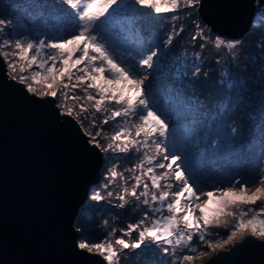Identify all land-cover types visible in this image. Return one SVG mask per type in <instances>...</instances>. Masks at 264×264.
Instances as JSON below:
<instances>
[{"label":"snow or ice","instance_id":"snow-or-ice-1","mask_svg":"<svg viewBox=\"0 0 264 264\" xmlns=\"http://www.w3.org/2000/svg\"><path fill=\"white\" fill-rule=\"evenodd\" d=\"M198 4L199 0H33L35 12L28 4L16 8L19 20L0 16V58L10 78L34 97L57 101L61 114L82 130L87 121L95 129L85 131L89 145L127 157L130 166L122 171L119 156L110 161L106 182L90 200L112 205L114 198L119 203L112 207L120 209L135 201L130 211L139 213L136 222L112 227L103 238L94 225L75 228L76 248L98 254L104 264L128 260L125 250L133 258L137 250L146 253L144 264H195L205 252L231 243L248 229L264 237V66L256 89L246 77L222 79L228 94L211 106L195 87L185 97L151 91L152 81L163 75L161 57L185 32L182 23L174 22L183 9ZM168 13L173 15L162 30L146 19ZM64 16L70 17V27L63 24ZM37 22L46 30L30 31ZM193 23V44L206 40L194 18ZM251 28L264 31V11L254 15ZM242 43L220 37L213 41L216 49L225 48L233 57ZM198 60L196 55L192 77L199 75ZM179 76L177 72L175 78ZM110 121L116 123L109 135L104 125ZM248 133H258L254 139L261 147L256 171L237 173L226 184H208L221 161L231 163L251 151L254 144L245 139ZM117 180L120 190H108ZM258 202L261 207H253ZM102 223L108 229L109 220ZM220 227L226 230L223 237L212 231Z\"/></svg>","mask_w":264,"mask_h":264},{"label":"water","instance_id":"water-1","mask_svg":"<svg viewBox=\"0 0 264 264\" xmlns=\"http://www.w3.org/2000/svg\"><path fill=\"white\" fill-rule=\"evenodd\" d=\"M261 0H199L227 40L249 32ZM80 125L11 79L0 58V264H104L76 248L80 208L101 180L103 155ZM203 264H264V238L245 235Z\"/></svg>","mask_w":264,"mask_h":264},{"label":"rangeland","instance_id":"rangeland-1","mask_svg":"<svg viewBox=\"0 0 264 264\" xmlns=\"http://www.w3.org/2000/svg\"><path fill=\"white\" fill-rule=\"evenodd\" d=\"M28 4L32 12H35V9L32 8L33 0H0V16H15L16 19H20V14L17 13L16 8L24 9V5ZM199 5V4H198ZM198 5L195 9H183L179 15L180 20L175 21L174 23L179 26L183 24L185 27V32L181 33L174 42V47L169 50V52L161 57L160 69L163 71V75H157L156 79L152 81L151 91L157 95H163L167 93L169 95H175L177 97H185L190 94L191 87H195L197 93L201 96V99L206 100L209 106L215 101L222 100L227 91L223 85L220 84L222 79L232 78V77H246L249 86L252 89L259 87V80L261 74V67L264 66V31L260 29L250 28L244 36L238 39L227 40L226 41H243V43L234 50V57L229 54V51L225 48L216 49L213 45V41L216 37H219L213 34L210 28L204 24L198 14ZM15 6V7H14ZM148 12L149 10H145ZM173 13L164 14L161 16H146V19L149 21L150 25L153 28L159 27L161 30L168 26L169 18ZM35 19L34 16H32ZM200 24L204 29L206 40H197L193 44L191 41V34L197 31L194 23ZM256 18V17H255ZM62 22L66 27H70V17H62ZM30 31L40 33L45 31V27L39 22L36 23L35 27L29 29ZM155 35V33H154ZM159 35L162 37L163 32L161 31ZM155 42H159L156 40ZM204 43L206 46L200 48V44ZM199 55V60L196 61L200 68L199 75L196 77L191 76L193 61L195 56ZM219 61V62H217ZM7 67V65H6ZM179 72V78H175V74ZM8 73V68H7ZM9 74V73H8ZM255 81V83H254ZM181 87L176 90L177 86ZM163 90V92H162ZM77 94L82 95L79 90ZM235 93H233L234 95ZM57 103V101H56ZM61 112V110H60ZM102 119L101 117H98ZM259 117L257 115V122ZM116 122L110 121L109 125H104V128L108 131L109 135L111 130ZM249 126H252V122L249 121ZM91 131L95 132V129L88 127V122L85 121V126L83 132ZM255 136H258V133H248L245 136L246 140H252L254 146L251 151L246 155L240 157L238 160H234L231 163L224 161L220 162V165H224L213 175L218 176L219 181L223 177L225 179V184L227 183V178L225 177V171H229L228 174L234 176L237 173L243 172L246 175L254 173L258 168L259 156L261 153V147L258 139H254ZM102 144H107L108 141L101 139ZM103 155V165L101 169V180L98 184L94 185L90 192L89 197L86 200L85 204L80 208L79 214L76 218L75 228L81 223H87L90 227L95 226V231L99 238H103L104 232L110 230L112 227L123 228L127 223H135L136 219L139 216L137 212H131L130 209L135 204V201H132L126 209H120L112 207V205L118 204L119 201L112 199V205L108 204L107 201H101L99 203L90 200V196L96 192L100 191V186L106 182V167L110 166V161L114 160L116 156L120 157L118 161L119 168L118 170H123L125 167L130 166L128 164L127 157L122 153L115 152H101ZM127 175V174H126ZM213 177L207 183H216L218 180H213ZM120 181L117 180L116 183L109 188L110 191L118 192L120 190ZM223 186V185H222ZM201 187H204L206 191L212 190L211 187L206 184H201ZM255 191L253 187L251 189ZM105 194L106 193H103ZM256 208L261 207V204L258 202L257 205L253 206ZM244 210H247L245 208ZM109 220V227L105 229L103 227V220ZM234 223V221H233ZM213 232H218L220 237L225 236L226 230L223 227L214 228ZM252 235L251 230L248 229L244 232L243 235L237 234L234 240L224 245L223 247H217L214 251L205 252L204 255L195 261V264H203L207 259L215 255L219 250L227 249L229 246L234 244L237 240H240L245 235ZM120 235L119 232L116 234ZM254 236V235H252ZM220 237L213 236V239H218ZM257 237V236H255ZM95 238V237H94ZM264 238V237H258ZM133 239H135V233L133 234ZM129 256L128 260L122 258L121 264H144V261L147 258V254L141 250H137L139 255H136L134 258L131 256V253L128 250H125Z\"/></svg>","mask_w":264,"mask_h":264},{"label":"trees","instance_id":"trees-1","mask_svg":"<svg viewBox=\"0 0 264 264\" xmlns=\"http://www.w3.org/2000/svg\"><path fill=\"white\" fill-rule=\"evenodd\" d=\"M259 18H260L259 16H256V19H259ZM180 88H181V87H180L179 84H178L176 90L179 91ZM223 166H224V165H221L220 168H222ZM223 170H224V172L226 173L225 177L227 178V180L230 179V178L232 177V175L228 174L229 171H227V170L225 171L224 168H223ZM219 172H220V171H219ZM213 180H215V181L218 180V181H219L218 176H214V177H213ZM221 180H223V181L225 182V179H224L223 177L221 178ZM227 180H226V181H227ZM209 184H210V183H209Z\"/></svg>","mask_w":264,"mask_h":264}]
</instances>
